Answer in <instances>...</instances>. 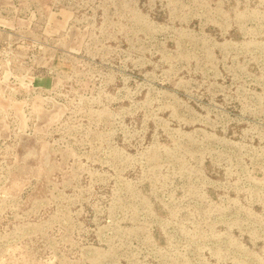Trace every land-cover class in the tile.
I'll list each match as a JSON object with an SVG mask.
<instances>
[{"label":"rangeland","instance_id":"rangeland-1","mask_svg":"<svg viewBox=\"0 0 264 264\" xmlns=\"http://www.w3.org/2000/svg\"><path fill=\"white\" fill-rule=\"evenodd\" d=\"M0 264H264V0H0Z\"/></svg>","mask_w":264,"mask_h":264}]
</instances>
